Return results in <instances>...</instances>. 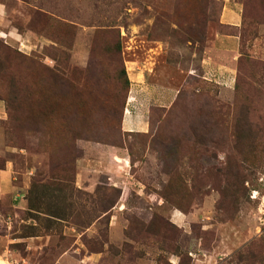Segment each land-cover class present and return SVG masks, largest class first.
Instances as JSON below:
<instances>
[{
	"label": "rangeland",
	"instance_id": "1",
	"mask_svg": "<svg viewBox=\"0 0 264 264\" xmlns=\"http://www.w3.org/2000/svg\"><path fill=\"white\" fill-rule=\"evenodd\" d=\"M0 264H264V0H0Z\"/></svg>",
	"mask_w": 264,
	"mask_h": 264
},
{
	"label": "crops",
	"instance_id": "2",
	"mask_svg": "<svg viewBox=\"0 0 264 264\" xmlns=\"http://www.w3.org/2000/svg\"><path fill=\"white\" fill-rule=\"evenodd\" d=\"M236 20H239V14L235 9H229L227 12L225 10L223 19L224 24L235 26L237 25ZM238 48L239 40H237L235 36L230 34L219 35L217 43L215 42L213 47H209L206 50L203 63L205 71L222 72V66L226 67L234 63L232 56ZM134 88L138 89L139 87L135 86ZM146 107V101L143 99H141V102L138 101L136 104L133 102L123 121L125 130L135 131L137 129L146 130L148 128V121L145 113ZM1 176L2 179L7 177L5 174H2Z\"/></svg>",
	"mask_w": 264,
	"mask_h": 264
},
{
	"label": "built area",
	"instance_id": "3",
	"mask_svg": "<svg viewBox=\"0 0 264 264\" xmlns=\"http://www.w3.org/2000/svg\"><path fill=\"white\" fill-rule=\"evenodd\" d=\"M255 197V196H254ZM257 197V196H256Z\"/></svg>",
	"mask_w": 264,
	"mask_h": 264
}]
</instances>
